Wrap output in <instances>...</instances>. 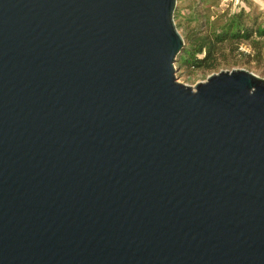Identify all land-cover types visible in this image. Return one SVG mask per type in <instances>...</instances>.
<instances>
[{
	"label": "water",
	"instance_id": "1",
	"mask_svg": "<svg viewBox=\"0 0 264 264\" xmlns=\"http://www.w3.org/2000/svg\"><path fill=\"white\" fill-rule=\"evenodd\" d=\"M177 0H0V264H264V80L177 82Z\"/></svg>",
	"mask_w": 264,
	"mask_h": 264
},
{
	"label": "rangeland",
	"instance_id": "2",
	"mask_svg": "<svg viewBox=\"0 0 264 264\" xmlns=\"http://www.w3.org/2000/svg\"><path fill=\"white\" fill-rule=\"evenodd\" d=\"M243 14L255 19L263 28L264 0H177L174 13L175 27L183 39L184 48L187 38L197 28L201 34L213 32L225 23ZM219 66L213 71L194 70L186 65L174 64L177 82L194 89L198 84L220 72L243 70L258 79L264 80V38L255 36L250 42L243 43L236 50L232 45L220 48Z\"/></svg>",
	"mask_w": 264,
	"mask_h": 264
},
{
	"label": "trees",
	"instance_id": "3",
	"mask_svg": "<svg viewBox=\"0 0 264 264\" xmlns=\"http://www.w3.org/2000/svg\"><path fill=\"white\" fill-rule=\"evenodd\" d=\"M243 14L223 24L215 31L201 34L202 31L192 32L185 42V48L177 58L178 65H186L194 70L203 69L213 71L219 66L222 56L220 48L224 45H233L235 50L243 43L250 42L255 36L264 38L263 28H258L256 20Z\"/></svg>",
	"mask_w": 264,
	"mask_h": 264
}]
</instances>
